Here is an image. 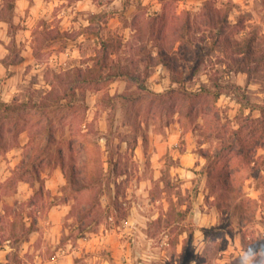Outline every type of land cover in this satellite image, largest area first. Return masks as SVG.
<instances>
[{"label":"rangeland","instance_id":"1","mask_svg":"<svg viewBox=\"0 0 264 264\" xmlns=\"http://www.w3.org/2000/svg\"><path fill=\"white\" fill-rule=\"evenodd\" d=\"M164 1L167 19L161 21V35L148 34L154 20L142 22L135 42L164 49L160 60L172 84L162 94L144 83H128L118 93L119 85L111 79L113 68L102 73L88 70L81 79L78 70L59 72L48 65L44 77L53 88L50 101L42 96L49 90L35 88L31 76L10 104L15 111L0 110V179L10 173L0 182V200L8 198L7 214L0 216V241L22 234L21 218L35 215L31 205L46 207L57 201L45 190L42 174L51 176L58 170L66 180L60 187L62 197L74 200L69 217L74 223L92 225L110 218L121 222L129 206L151 203L167 206V218L178 219L179 206L203 202L218 206L220 219L246 224L244 234L255 238L252 248L264 247L259 240L264 230V153L249 138L255 124L247 116L249 109L264 107V0ZM178 1L183 10L176 16ZM10 7L6 5L5 13ZM94 33L88 32L90 51L85 54H92L93 42L101 43L100 37L91 41ZM8 34L12 39L5 61L15 64L21 48L14 27ZM65 38L74 40V35H35L36 46L48 43L56 48L39 53V62L47 63L53 52L58 55ZM104 39L115 48L123 44L115 34ZM247 43L252 49L249 57L242 54ZM146 55L138 53L141 58ZM131 64L125 71L134 74L136 64ZM146 72L144 67L141 73ZM185 93L199 96L188 100ZM176 123L183 134L174 150L183 153L190 147L187 157L193 161L184 167V176L174 175L180 164L171 149L161 175L155 174L159 167L150 162V139L163 126ZM83 125L86 133H81ZM240 126L246 145L242 155L237 152ZM25 136L29 142L19 152ZM258 139L264 146V138ZM16 158L17 165L8 164ZM20 178L31 184L34 194L19 203L11 198Z\"/></svg>","mask_w":264,"mask_h":264},{"label":"crops","instance_id":"2","mask_svg":"<svg viewBox=\"0 0 264 264\" xmlns=\"http://www.w3.org/2000/svg\"><path fill=\"white\" fill-rule=\"evenodd\" d=\"M6 5H11L8 13ZM177 5L176 16L183 10L181 1ZM164 6V0H0V103L9 105L18 99L31 76L35 77V88L50 91L52 86L44 77L48 65L59 72L78 70L81 79L88 70L101 72L113 68L111 79L119 85L118 93L128 83H144L151 92L162 94L172 84L169 70L160 60L164 49L152 43L142 46L135 42L143 31L142 22L154 20L148 25V34L161 35V21L167 19ZM12 27L21 48L20 60L15 64L5 61L12 39L8 31ZM92 31L95 33L91 34V41L101 38V43L93 42L92 54H85L90 51L85 41ZM54 33L64 37L74 35V40L65 38L67 43L62 51L58 55L53 52L47 63H40L39 53L56 48L48 43L40 48L34 37ZM114 34L123 42L116 48L104 39ZM129 40L134 43L126 44ZM141 52L147 55L141 58L138 56ZM104 62H108L107 66ZM131 63L136 64L134 74L125 71L126 64L131 67ZM144 67L147 72L141 73ZM49 91L42 93L43 98ZM259 107L249 109L247 116L254 120L261 118ZM82 128L81 133H86V125ZM182 134L183 129L176 123L163 126L150 139V162L155 169L159 167L155 174L161 175L171 149L173 160L180 164L173 174L178 177L186 174L184 167L193 161L187 157L190 147L183 153L174 150ZM28 142L25 136L19 152ZM255 148L264 153V146L257 144ZM18 160L8 164L15 166ZM58 174V170L51 176L42 174L45 190L57 201L46 207L31 205L29 209L34 208L35 215L21 218L22 234L0 241V264H264V247L252 248L255 238L244 234L246 224L220 219L218 206L203 202L191 208L179 206L178 219L167 218V206L151 203L129 206L127 219L121 222L110 218L92 225L74 223L69 218L74 200L62 197L60 187L66 180ZM8 175L9 172L0 182H6ZM18 181V190L11 200L20 203L34 193L29 182L22 178ZM7 202L8 198L5 202L0 200L1 217L7 214ZM13 222L10 218V227ZM257 226L262 228L260 223ZM74 232L76 235H72ZM261 233L259 240L264 243V230Z\"/></svg>","mask_w":264,"mask_h":264},{"label":"trees","instance_id":"3","mask_svg":"<svg viewBox=\"0 0 264 264\" xmlns=\"http://www.w3.org/2000/svg\"><path fill=\"white\" fill-rule=\"evenodd\" d=\"M245 51L242 52L243 56H247L249 57L250 54H251V45L250 43H247L246 46H245ZM99 71V70H98ZM52 92H53V88L49 91L48 95L44 98L45 101H50L51 99V95H52ZM198 93H191V94H187L185 93L184 94V97L188 100H193L194 98L198 97ZM218 98V95L216 96ZM260 108V111H261V118L259 119H255L253 120L252 122L255 124V127L249 131V138L250 140H252L253 143H256V145L258 144V138H264V107H259ZM0 110H4L5 111H15V108L12 109L11 105H7V104H3V103H0ZM242 131H243V128L240 126L238 129H237V135L239 137V146H237V152H238V155H242L244 153V150H245V141L243 139V137L240 138V134H242ZM257 134H258V138H257ZM248 140V141H250ZM1 184V183H0Z\"/></svg>","mask_w":264,"mask_h":264}]
</instances>
